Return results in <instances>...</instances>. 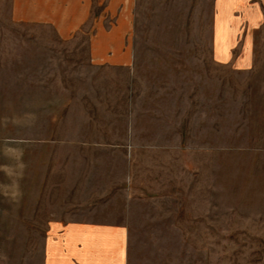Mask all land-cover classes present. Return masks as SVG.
<instances>
[{
  "label": "rangeland",
  "instance_id": "obj_1",
  "mask_svg": "<svg viewBox=\"0 0 264 264\" xmlns=\"http://www.w3.org/2000/svg\"><path fill=\"white\" fill-rule=\"evenodd\" d=\"M210 1L132 3L135 76L165 102H178L185 140L179 163L172 161L173 181L164 178L173 187L132 221L127 264H264V156L220 155V145L239 142L218 132L205 144L209 156L187 155L189 74L203 84ZM10 9L11 0H0V264H38L45 233L98 209L106 202L99 194L123 172L120 157L77 153L109 150L105 141L119 138L124 126L108 124L110 115L98 108L90 109L95 123H84L88 109L75 99L76 86L89 78L76 76L87 72L82 55L60 49L42 24L13 21Z\"/></svg>",
  "mask_w": 264,
  "mask_h": 264
},
{
  "label": "crops",
  "instance_id": "obj_2",
  "mask_svg": "<svg viewBox=\"0 0 264 264\" xmlns=\"http://www.w3.org/2000/svg\"><path fill=\"white\" fill-rule=\"evenodd\" d=\"M132 3L11 0L10 19L42 24L53 30L60 49H76L82 55L77 59L87 72H76V76L89 78L76 86L75 99L77 108L88 109L84 123H95L90 109L98 108L110 115L108 124L124 126L119 138L113 135L105 141L113 145L109 150L87 148L99 152L77 153L120 157L123 172L99 194L106 202L98 209L93 207L85 217L67 219L45 233L38 264H127L132 221L148 210L155 197L165 196L173 187L164 178L172 179L173 158L177 162L183 150L180 107L178 102H165L157 87L143 85L135 76ZM203 67L202 85L196 84L195 71L189 74L188 157L209 156L211 149L205 144L217 132L221 139L233 133L239 142L235 147L220 145V155L264 156V0L210 1L208 62ZM121 114L123 121L117 119ZM200 140L203 147L197 145ZM159 157L166 168L158 164ZM142 163H146L144 177L139 176Z\"/></svg>",
  "mask_w": 264,
  "mask_h": 264
}]
</instances>
